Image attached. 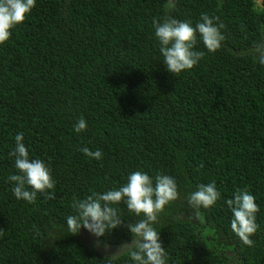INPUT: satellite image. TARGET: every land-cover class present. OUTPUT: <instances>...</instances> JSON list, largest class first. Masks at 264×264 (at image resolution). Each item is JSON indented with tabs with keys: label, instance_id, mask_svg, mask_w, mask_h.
Instances as JSON below:
<instances>
[{
	"label": "trees",
	"instance_id": "trees-1",
	"mask_svg": "<svg viewBox=\"0 0 264 264\" xmlns=\"http://www.w3.org/2000/svg\"><path fill=\"white\" fill-rule=\"evenodd\" d=\"M203 13L219 17L226 39L209 53L198 38L204 58L171 74L153 19L195 26ZM263 40L254 0H35L0 44V264H102L94 244L130 243L126 225L143 216L113 205L123 222L99 238L72 233L66 218L76 201L118 190L134 171L176 180L179 198L153 225L166 264H264V65L247 54ZM81 117L87 129L76 133ZM21 132L30 159L50 168L55 199L14 196L9 153ZM210 182L221 198L197 219L188 197ZM237 189L259 206L253 247L230 226L225 201ZM114 264L133 262L123 255Z\"/></svg>",
	"mask_w": 264,
	"mask_h": 264
},
{
	"label": "clouds",
	"instance_id": "clouds-1",
	"mask_svg": "<svg viewBox=\"0 0 264 264\" xmlns=\"http://www.w3.org/2000/svg\"><path fill=\"white\" fill-rule=\"evenodd\" d=\"M34 7L35 0H0V44L9 40L15 27L24 22ZM224 27L219 22V17H212L207 13L201 14L195 26L191 21H181L170 16L161 21L153 19L154 35L159 42V51L167 71L179 74L192 69L204 58L205 52L195 50L198 38L209 53L219 50L226 39L221 31ZM247 54L253 56L260 65H264V42L254 44ZM73 128L76 133L86 130V120L81 117ZM80 150L87 157L102 159L99 149L93 152L84 147ZM9 156L14 157L18 171V174L8 177L15 185L12 191L17 200L33 204L36 202L37 193L45 194V199H55L53 192L49 191L55 187L50 168L41 159H30L28 149L23 143L22 132L15 136V148ZM178 198L174 177L158 174L153 180L142 171H134L127 177V183L118 190L93 192L85 199L76 201L73 205L76 214L68 216L66 223L72 233L78 234L83 227L95 237H102L106 232L121 226L123 219L113 205L124 202L130 212L136 216L142 215L143 218L126 225L132 234L131 242L120 245L115 252L107 254L108 246L101 245L99 240L94 244L97 248L103 246L106 253L102 264H114L123 255L130 257L133 264H166L167 252L162 246L159 231L153 225L164 207ZM220 198L221 193L215 182H210L198 185L197 190L188 197V203L195 210V217L198 219L202 215L199 211L201 207L207 209ZM255 200V196L247 189H237L233 197L225 201L232 213L231 229L248 247L254 246L250 237L259 227L256 223L259 206ZM4 232L0 229V236Z\"/></svg>",
	"mask_w": 264,
	"mask_h": 264
},
{
	"label": "rangeland",
	"instance_id": "rangeland-1",
	"mask_svg": "<svg viewBox=\"0 0 264 264\" xmlns=\"http://www.w3.org/2000/svg\"><path fill=\"white\" fill-rule=\"evenodd\" d=\"M263 41H264V40H263ZM108 249H109L108 253L110 252V254H111V253L115 252L118 248H116V249L108 248ZM99 251H100V253H101L102 255L106 254L105 251H104V249L101 248V247H100Z\"/></svg>",
	"mask_w": 264,
	"mask_h": 264
},
{
	"label": "flooded vegetation",
	"instance_id": "flooded-vegetation-1",
	"mask_svg": "<svg viewBox=\"0 0 264 264\" xmlns=\"http://www.w3.org/2000/svg\"><path fill=\"white\" fill-rule=\"evenodd\" d=\"M260 1H261V4H260V6H259L258 4H259ZM263 1H264V0H254V2H256V4H257L261 9H264V6L262 5Z\"/></svg>",
	"mask_w": 264,
	"mask_h": 264
},
{
	"label": "water",
	"instance_id": "water-1",
	"mask_svg": "<svg viewBox=\"0 0 264 264\" xmlns=\"http://www.w3.org/2000/svg\"><path fill=\"white\" fill-rule=\"evenodd\" d=\"M260 4H261V1L259 2V4H258V5L260 6Z\"/></svg>",
	"mask_w": 264,
	"mask_h": 264
}]
</instances>
